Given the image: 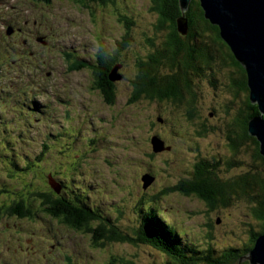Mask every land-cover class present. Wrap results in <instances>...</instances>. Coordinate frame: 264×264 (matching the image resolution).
I'll use <instances>...</instances> for the list:
<instances>
[{"label":"rangeland","instance_id":"1","mask_svg":"<svg viewBox=\"0 0 264 264\" xmlns=\"http://www.w3.org/2000/svg\"><path fill=\"white\" fill-rule=\"evenodd\" d=\"M152 6L153 0H52L48 5L37 0H0V13L10 8L9 13L0 14V187L6 196L23 190L14 197L27 196L34 213L23 218L11 215L1 202L8 199L0 192V264H108L113 257L115 262L181 264L141 241L105 240L101 245L94 242L95 234L77 231L47 214L39 198L34 200L30 194L47 193L43 189L49 188V178L67 186L62 191L66 197L75 200L80 192L88 198L104 222L101 232L108 228L105 223L109 219L124 234L137 239L136 229L150 218L158 228L159 224L170 227L180 244L191 248L189 254L201 256L199 264L206 263L204 257L209 255L219 258L228 248L244 247L251 242V230H262L263 222L252 209L254 203L248 201L253 202V194L238 199L231 194L227 206L209 209L196 199L167 190L190 171L187 159L192 158L190 149L195 145L191 135L174 131L175 120H169L170 116L166 117L167 127H156L162 123L161 112L168 110L167 103L153 104L150 120L148 114L145 118L131 113L118 117L112 109L108 118L106 104L88 91L91 73L83 68L70 71L71 64L83 62L79 54L89 57L99 50V44L109 51L125 35L130 39L122 55L132 76L139 50L152 49L146 40L157 17ZM3 16L12 17L18 24L5 23ZM4 25L21 31L12 28L7 34ZM189 30L194 34L193 27L186 30L187 34ZM64 46L65 52L71 47L63 57ZM210 52L218 54L215 48ZM171 71L166 66L161 70L165 75ZM65 74L71 80L69 90H57ZM215 75L217 81L223 79L221 71ZM194 79L195 86L198 82L203 85V101L209 108L202 109L206 115L229 98L221 86L209 84V71L203 76L194 74ZM51 92L59 97L54 103ZM122 99L118 108L125 102ZM133 106L127 104L126 108L134 112ZM152 135L174 146L173 151L166 148L154 152ZM214 139H218L216 134ZM202 146L206 150V144ZM238 159L240 164L229 173L217 169L220 180L264 171L262 159L256 160L246 150ZM151 175L155 180L144 188L142 178ZM27 190L31 191L28 195Z\"/></svg>","mask_w":264,"mask_h":264},{"label":"flooded vegetation","instance_id":"2","mask_svg":"<svg viewBox=\"0 0 264 264\" xmlns=\"http://www.w3.org/2000/svg\"><path fill=\"white\" fill-rule=\"evenodd\" d=\"M195 17H188V29L193 27L195 29L194 34L190 30L185 35L178 33L180 36L179 41L175 44L171 42L172 35L169 27L158 26L160 24V17L157 16L156 24L148 29L149 35L146 38L152 49L143 48L139 50L140 54L136 58V67L132 76L127 71L124 63L126 59L122 55L125 43L130 39L129 36L127 39V36L124 35L121 40L117 41L116 46L108 51L110 70L114 66H117L118 74L121 78L116 81L108 80L106 103L103 101L100 86L93 81H90L91 85L88 84V91L95 94L104 106L106 104L108 118L109 109H112L113 113L118 117L131 113L145 118L146 114H148L150 120V117H153L154 113L152 105L167 103L168 110L162 111V114L159 115L160 119H163V124L160 123L156 127L160 130L167 127L165 125L166 117L170 116L169 120H175V123L172 124L174 131L180 135H191L195 142V145L190 149L194 152L193 156L187 159L190 171L183 177H179L170 189L171 191L174 190L181 193L185 197H190L204 203L207 208H218L224 206L223 204L230 203L231 194L239 196L235 190H230V186L237 181L236 178L238 176L242 175L220 180L217 169L223 168L228 173L230 172V169L225 164L228 161V157L232 159L236 166L240 164L241 161L238 159V154L242 144L231 140L238 137H235V135L229 137L228 128L233 122L235 124L240 122L243 125L249 114L244 111L246 100L242 101L240 99L238 102H235L232 99L233 96H229V98H226V101L220 102L214 110L209 111L208 115L202 110L209 108L205 107L203 101L202 83L198 82L195 86L194 74L197 73L203 76L205 71H209L211 78V83L209 84L214 87L219 85L227 92L231 85L230 83L240 81L241 72L238 66L233 64L235 62L233 55L232 53L229 54L230 49L226 46L225 41L221 36L220 38L218 37L220 32L211 30L205 17ZM155 28L159 31L156 32ZM194 41L198 42L194 44ZM95 43H98V41H95ZM214 48L218 54L214 52ZM98 51H95L89 57L85 53H81L79 54V58L81 61L86 60L95 63ZM210 51H213L215 54L213 55ZM92 57L95 58L94 62L91 61ZM165 66L173 69V71L168 72L166 75L161 72L160 75V71ZM159 67L161 68L160 71H158ZM216 71H221L223 79L217 81ZM153 73H158L160 78L163 77L161 80L163 81V88L164 86L166 89L169 88L171 86L169 84L172 83L173 90L170 89L167 93H164L160 86L157 90L153 87H148L147 75L152 77ZM63 79V81H60L56 85L57 90L68 89V86H70L71 80L67 74H65ZM128 90H132L129 96ZM58 93L61 94L59 91ZM170 93L173 96H168ZM49 95L52 98L57 96L54 92H51ZM120 99L125 100V102L118 108ZM127 104L136 106H133L134 112H130L126 108ZM255 108L256 106H252L250 110H254ZM210 117L215 120L211 121ZM204 132H207V137H202ZM233 133L240 135V130L234 129ZM214 134L217 135V138L219 135L226 136L228 139L226 147L219 141V138L217 140L214 139ZM242 142L244 143L245 139H242ZM202 143L206 144V150H203ZM251 145L254 152L253 143ZM173 149L174 146H172L170 152ZM209 184L217 186L220 194L211 190ZM221 186L223 187V193H221ZM238 198L240 197H236L235 199Z\"/></svg>","mask_w":264,"mask_h":264},{"label":"trees","instance_id":"3","mask_svg":"<svg viewBox=\"0 0 264 264\" xmlns=\"http://www.w3.org/2000/svg\"><path fill=\"white\" fill-rule=\"evenodd\" d=\"M40 3L44 5H48L52 3V0H37ZM96 1L100 3L106 2V0H91ZM110 1V0H109ZM112 1V0H111ZM201 0H193L190 9L186 11L187 17H194L195 16H205V10L202 7ZM153 10L156 11L157 16L160 17V24L158 26H167L169 27L172 35L171 42L177 44L179 41V34L185 35L179 30V17L183 13L181 6H180V0H153ZM206 17V16H205ZM207 18V17H206ZM157 19V17H155ZM206 21L210 25V29L220 32L219 26L212 23L211 20L208 18ZM156 24V20L152 22V25ZM156 32L159 30L156 29ZM175 35V36H174ZM220 35L218 37L220 38ZM222 38V37H221ZM128 39V36H127ZM223 39V38H222ZM226 46L230 49L229 54L232 53L234 58V65H237L241 72V78L240 81L237 83H230V87L227 90V93L230 96H233L232 99L235 102H238L240 99L246 100L244 103V111L248 113L247 120L243 122V125L238 122L235 124L233 122L232 125L229 126V137L235 135V137H238L237 139H231L235 143L242 144L241 150L238 154H242V150H246L253 158L258 160L259 158L262 159L264 163V155L261 153V147H260V140L255 135L251 134L250 132V121L249 118L260 116L261 111L259 109L258 103H255L251 99V92H250V86L248 83V75L245 67L243 64L238 61V59L235 57L231 47L225 42ZM82 63L71 64L70 70H78V69H84L91 73L92 79L94 83L100 86V92L103 98L104 103H106L107 100V90H108V80L109 79V72L110 65H109V53L105 49L104 46H101L99 48L98 53L96 54V62L91 63L90 61L82 60ZM108 63V64H107ZM149 73V71H148ZM147 73V74H148ZM159 73V72H158ZM158 73H153L152 77H148V87H153L155 90L157 88H162V92L167 93L168 90H173L172 83L169 84V88H163V84L161 81L163 77H159ZM161 75V71L159 73ZM15 78H17L15 76ZM174 86V85H173ZM47 87V86H46ZM45 87V88H46ZM223 88V87H222ZM224 89V88H223ZM45 90V89H44ZM231 93H230V92ZM226 92V91H225ZM239 94L238 96H236ZM235 95V96H234ZM168 96H173L171 93ZM252 106H256L254 110H250ZM201 129V128H197ZM196 129V130H197ZM234 129L240 130V135H237L233 133ZM202 137H207V132H204ZM219 141L226 147V143L228 142V139L225 135H219L218 136ZM245 139V142H242V139ZM253 143V149L252 151V145ZM245 147V148H244ZM253 152V155H252ZM39 159H41V155L39 156ZM37 161V160H36ZM33 163V162H32ZM228 169L230 171L237 167L236 164L232 161L230 157H228V161L225 162ZM13 166V163H12ZM29 164L26 167H28ZM14 171L15 173L18 171L15 167ZM264 171L261 170H253L250 171L247 174H243L242 176H238L236 178L237 181H235L231 186L230 190H235L239 197L242 198L243 196H249V194H253L254 198L251 199L253 202H251L249 199L248 201L250 203H254L255 207H252L254 209L255 216L262 220V230L261 231H254L251 230V242L248 244H245L242 248H228L226 249L219 258H211V256L204 257L206 260V263L204 264H226L228 261H234V262H241L242 264H250L249 260H242L240 261V258L246 255L255 245V241L257 237L264 233ZM8 175H11L10 172ZM57 181V180H56ZM59 182V181H57ZM50 183V182H49ZM61 183V182H59ZM62 189H66L67 186L63 183ZM48 189H43L46 192L37 191L34 193H31V191H26V194L29 193L30 196H33V199L36 200L39 198L40 204L43 208V210L47 213L52 215L55 218H60L63 220L67 226L77 230V231H85L86 233H91V235L94 236V242L100 243L101 245L104 243L105 240L112 241V242H136L141 241L145 244H148L150 246H153L154 248L162 251L163 253L167 254L168 256L172 257L175 261H179L181 264H199L198 259H202L201 256L196 257L195 254H189L187 250H190V247H184L182 244H180L179 238L177 234H174L166 224H159L158 228L155 225H152L150 223V218H145L144 224H140V228L136 229V232L138 233V238L133 239L132 237L128 236L127 234H124L121 230H119L118 226L114 224L113 222L106 221L105 225L108 226V228H105V232H101L104 229V222L101 219V216L98 214V211L95 207L89 205L88 198H85L81 195L80 192H77V196L75 197V200L71 197H66L63 192H57V190L50 184L48 186ZM209 187L211 190L219 193V188L217 186H214L212 184H209ZM2 192V195H4V188L0 187ZM171 187H168L167 190H170L172 193ZM6 190H9V187L7 186L5 188ZM40 189V188H38ZM229 189V188H228ZM23 190H19L18 192H15L13 195H4L5 198L8 199L2 200V204H4L7 207V212L11 215H17L20 218L23 217H29L33 215L32 212L33 206L29 204L28 197L24 196V198H15L14 196L20 195V193ZM221 193H223V187L221 186ZM208 196V195H207ZM246 198V197H245ZM249 198V197H248ZM229 204V203H228ZM228 204H223L224 206H227ZM212 209L214 207H211ZM209 208V209H211ZM152 212V211H151ZM148 214V213H146ZM153 220H157L155 216H153ZM97 221L95 225H92V222ZM110 226V228H109ZM167 228V229H166ZM168 232V233H166ZM101 235L102 237H98V235ZM103 238V240H101ZM116 257L111 258L108 264H136L135 262L131 260L126 259H120L118 262H115ZM240 263V264H241Z\"/></svg>","mask_w":264,"mask_h":264},{"label":"water","instance_id":"4","mask_svg":"<svg viewBox=\"0 0 264 264\" xmlns=\"http://www.w3.org/2000/svg\"><path fill=\"white\" fill-rule=\"evenodd\" d=\"M201 1L205 16L219 26L221 37L247 71L251 99L258 103L261 111L260 116L249 118L250 132L260 140L261 153L264 155V0ZM190 2L191 0H180L183 13L179 17V30L184 34L188 29L186 11ZM8 32L10 34L12 28ZM120 78L118 67L114 66L109 72V79L116 81ZM160 120L163 122V119ZM150 141L154 152L171 149L159 135H152ZM154 178L153 175L142 178L144 188H147ZM49 182L57 192H61V183L52 178L51 181L49 178ZM242 260H249L250 264H264V233L257 237L254 247L240 258V261Z\"/></svg>","mask_w":264,"mask_h":264},{"label":"clouds","instance_id":"5","mask_svg":"<svg viewBox=\"0 0 264 264\" xmlns=\"http://www.w3.org/2000/svg\"><path fill=\"white\" fill-rule=\"evenodd\" d=\"M187 15V14H186Z\"/></svg>","mask_w":264,"mask_h":264}]
</instances>
